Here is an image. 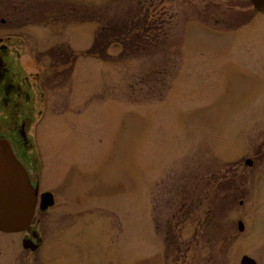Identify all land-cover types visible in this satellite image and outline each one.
Wrapping results in <instances>:
<instances>
[{
  "label": "rangeland",
  "instance_id": "rangeland-1",
  "mask_svg": "<svg viewBox=\"0 0 264 264\" xmlns=\"http://www.w3.org/2000/svg\"><path fill=\"white\" fill-rule=\"evenodd\" d=\"M0 38L13 71L41 76L25 163L54 196L34 251L0 232V264H264V12L250 0H0Z\"/></svg>",
  "mask_w": 264,
  "mask_h": 264
},
{
  "label": "water",
  "instance_id": "water-1",
  "mask_svg": "<svg viewBox=\"0 0 264 264\" xmlns=\"http://www.w3.org/2000/svg\"><path fill=\"white\" fill-rule=\"evenodd\" d=\"M252 8L264 12V0H250ZM248 166L251 162H245ZM29 180L23 165L15 156L10 143L0 136V232L11 234L29 232L35 214L36 206L45 211L54 205V198L50 192L40 194ZM238 230H244L243 223H237ZM37 238V234L33 235ZM24 249L34 251L36 246L31 240L22 242ZM38 247V246H37ZM240 264H256L255 260L246 255L240 259Z\"/></svg>",
  "mask_w": 264,
  "mask_h": 264
},
{
  "label": "flooded vegetation",
  "instance_id": "flooded-vegetation-1",
  "mask_svg": "<svg viewBox=\"0 0 264 264\" xmlns=\"http://www.w3.org/2000/svg\"><path fill=\"white\" fill-rule=\"evenodd\" d=\"M11 67L7 47L0 45V107L3 109L0 116V136L10 143L15 156L26 170L30 183L38 190L35 173L38 171L37 163L28 169L25 162L27 153L31 150L27 139V127L34 105L31 91L38 96L37 84L40 83L41 76L35 74L27 77L20 74V71H13ZM23 233H26L24 240H31L36 248L40 245V238L35 230L31 228L29 232ZM34 234H37V238H33Z\"/></svg>",
  "mask_w": 264,
  "mask_h": 264
},
{
  "label": "trees",
  "instance_id": "trees-1",
  "mask_svg": "<svg viewBox=\"0 0 264 264\" xmlns=\"http://www.w3.org/2000/svg\"><path fill=\"white\" fill-rule=\"evenodd\" d=\"M132 27H134V25L132 24V26H124L123 30H128V29H132ZM135 30V28L133 29V31ZM137 33V32H136ZM138 34V33H137ZM104 35H101L100 39L97 40V42H95L88 50H86L85 54L91 57H97L100 54H102L104 52V49L106 48V46L111 43V42H115L116 39L118 40V37H120V32H114L113 34H111V36L109 38L107 37H102ZM106 38V39H103ZM103 51V52H102Z\"/></svg>",
  "mask_w": 264,
  "mask_h": 264
}]
</instances>
